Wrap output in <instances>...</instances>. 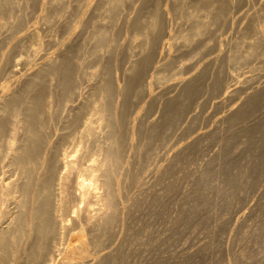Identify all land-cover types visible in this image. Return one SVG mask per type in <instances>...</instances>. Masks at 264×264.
Here are the masks:
<instances>
[{
	"label": "rangeland",
	"instance_id": "obj_1",
	"mask_svg": "<svg viewBox=\"0 0 264 264\" xmlns=\"http://www.w3.org/2000/svg\"><path fill=\"white\" fill-rule=\"evenodd\" d=\"M9 1L13 3L8 2L0 14V23L6 22L0 25V97L15 91L16 85L19 90L25 87L27 74L40 68L46 56L54 59L58 54L63 63L57 56L56 64L61 63L72 78L67 83L77 85L67 104L63 98L68 90L61 87L65 85L57 84L56 78L50 86L44 71L34 89L23 88L25 98L40 95L44 100L53 86L52 115L44 113L39 99L44 129L40 155L48 161H43L46 167L37 170L34 181L53 180L55 171L57 176L65 174L58 192L54 185L62 228L47 240L37 260L26 261L23 248H30L28 243L11 264H63L70 259L93 264H264V31L258 29L264 0H122L112 20L99 0L49 1L54 6L46 0L47 4ZM211 1H215V14L210 11L205 17ZM154 10L160 13L164 28L147 29L155 46H147L141 55L146 20ZM76 15L81 17L80 24ZM202 20L205 24L200 27ZM198 22L199 27L193 28ZM97 29L105 32V41L96 37ZM195 29L200 30L193 36ZM129 61L137 63L133 73L125 70ZM185 78L190 81L186 86L178 82ZM103 79L110 90L113 82L120 87L127 84L128 92L117 98L120 147L116 175L109 185L114 191L113 213L110 210L106 226L98 227L96 198L101 190L83 199L77 183L87 181L82 170L92 164L100 133L83 138L86 148L79 152V142L75 144L90 116L82 100ZM143 83L150 85L149 94ZM257 88L262 91L250 97ZM153 119L158 122L151 125ZM62 151L72 158L71 170L54 167V158ZM0 167V181L15 179L6 161ZM5 205L2 212L12 211L13 203Z\"/></svg>",
	"mask_w": 264,
	"mask_h": 264
},
{
	"label": "bare ground",
	"instance_id": "obj_2",
	"mask_svg": "<svg viewBox=\"0 0 264 264\" xmlns=\"http://www.w3.org/2000/svg\"><path fill=\"white\" fill-rule=\"evenodd\" d=\"M13 1V0H12ZM23 1V0H22ZM25 1V0H24ZM29 1V0H28ZM44 1V0H43ZM52 0H46V2H48V4L44 1V3H46L47 5H49V3L51 4L52 2H49ZM62 1V0H61ZM216 1V0H215ZM215 1H211L210 3L207 2V4L210 6L208 12H207V16H209V13H213L215 14ZM11 3V1L9 0H0V14L4 11L3 8L6 9V5L8 6L9 3ZM53 2H55V0H53ZM63 2V1H62ZM130 2V1H129ZM217 2V1H216ZM224 2V1H223ZM13 3V2H12ZM11 3V4H12ZM56 4H58V1L55 2ZM122 0H99V5L101 4L102 7L104 8V10L107 12L108 17L112 20L115 18V13L116 11L119 9L120 6H122L123 4ZM124 3V2H123ZM126 3V2H125ZM221 3V2H220ZM15 4V3H14ZM27 4V3H26ZM61 4V3H60ZM59 4V5H60ZM65 4V3H63ZM130 4V3H129ZM23 5V2H22ZM53 5V3H52ZM97 5V3H96ZM100 5V6H101ZM127 5V4H126ZM228 5V4H226ZM14 6V5H13ZM18 6V5H17ZM25 6V5H23ZM28 6V5H27ZM40 6V5H39ZM54 6V5H53ZM196 6V5H195ZM207 6V5H206ZM218 6V5H217ZM222 6V5H221ZM263 6V5H262ZM22 7V6H21ZM82 7V6H81ZM228 7V6H227ZM15 8V7H14ZM13 8V10H14ZM24 8V7H23ZM141 8V7H140ZM226 8V7H225ZM230 8V7H229ZM228 8V9H229ZM21 9V8H20ZM26 9V8H24ZM61 9V8H60ZM222 9V8H221ZM3 10V11H2ZM48 10V9H47ZM81 10V9H80ZM121 10V9H120ZM124 10V9H122ZM158 10V9H157ZM157 10L155 12H153L152 14L149 15L148 19L146 20V31H145V35L144 38L142 40L143 42V50L146 49V47H150V46H155L154 41L155 39L151 36L150 37V31L153 30L155 31L157 28H160V30L163 28L162 25L164 23H162V20L160 18V13L157 12ZM223 10L224 7H223ZM227 10V9H226ZM264 10V9H263ZM79 11V10H77ZM211 11V12H210ZM56 12V11H55ZM122 12V11H121ZM227 12V11H226ZM78 13V12H77ZM101 13V12H100ZM219 14V11L217 10L216 14ZM229 13V12H228ZM48 14V13H47ZM57 14V12H56ZM117 14V13H116ZM259 14V13H258ZM9 15V14H8ZM21 15V14H20ZM51 15V14H49ZM80 15V14H79ZM106 15V16H107ZM223 15V14H222ZM262 15V14H260ZM2 16V15H1ZM18 16V15H17ZM77 16V15H76ZM188 16V15H187ZM225 16V15H224ZM15 17V16H14ZM78 17V16H77ZM76 17V18H77ZM264 17V16H263ZM262 17V18H263ZM1 18V17H0ZM7 18V17H6ZM81 17H78L76 22L77 24L81 23ZM100 18V17H99ZM189 18V17H188ZM218 20L220 18V16L217 17ZM94 19V18H93ZM119 19V18H118ZM208 19V18H207ZM210 19V18H209ZM208 19V20H209ZM212 21L214 20L213 18H211ZM20 20V19H19ZM22 20V19H21ZM107 20V19H106ZM110 20V21H111ZM222 20V19H221ZM247 20V19H246ZM86 21V20H85ZM96 21V20H95ZM100 21V20H99ZM109 21V24H110ZM201 21V20H200ZM199 21V22H200ZM215 21V20H214ZM74 22V21H73ZM75 22V23H76ZM107 22V21H106ZM104 22V23H106ZM199 22L197 25V27H193V28H198L199 26L201 27L202 25L204 26V22L202 20V24L199 25ZM245 22V21H244ZM256 22V21H255ZM259 25L258 23L255 24V26L257 27L258 25V29H261L262 31H264V18L260 19ZM11 23V22H9ZM17 23V22H16ZM83 23V22H82ZM128 23V22H127ZM223 23V22H222ZM5 25L6 22H1L0 25ZM113 24V23H112ZM125 24V23H124ZM11 25V24H10ZM193 25V24H191ZM199 25V26H198ZM19 26V25H18ZM108 26V25H107ZM111 26V25H110ZM127 26V25H126ZM202 26V27H203ZM207 26V25H206ZM253 26V24H252ZM20 27V26H19ZM105 27V26H104ZM113 27V25H112ZM254 27V26H253ZM1 28V27H0ZM14 28V27H13ZM22 28V27H21ZM96 28V27H94ZM252 28V27H251ZM115 29V28H114ZM113 29V30H114ZM149 34H147L148 30ZM98 30V29H97ZM105 30V29H104ZM112 30V29H111ZM200 29H195L194 32H192V34L194 33L193 36H195V34H197L199 32ZM256 30V29H255ZM203 31V30H202ZM251 31V30H250ZM258 31V30H257ZM260 31V30H259ZM258 31V32H259ZM90 32V31H89ZM93 32H98L96 35V37L102 39L103 38V31H93ZM190 32V33H191ZM88 33V32H87ZM107 33V32H106ZM144 33V32H142ZM156 33V32H155ZM189 33V31H188ZM260 33V32H259ZM264 33V32H263ZM37 34V33H36ZM109 34V33H108ZM187 34V32H186ZM258 34V33H257ZM85 34H83L84 36ZM93 35V34H92ZM105 35V34H104ZM149 35V36H148ZM152 35V34H151ZM201 35V34H200ZM260 35V34H259ZM264 35V34H263ZM35 38H37L38 36L35 35ZM37 36V37H36ZM95 36V35H94ZM106 36V35H105ZM155 36V34H154ZM158 36V34L156 35V37ZM188 36V35H187ZM191 36V37H189ZM188 37L191 39L193 36L189 35ZM262 36V35H261ZM88 37V36H87ZM107 37V36H106ZM159 37V36H158ZM185 37V36H184ZM30 38V37H29ZM34 38V37H33ZM92 38V37H91ZM97 38V39H98ZM161 38V37H160ZM188 38V39H189ZM100 39H98L100 41ZM107 39H111L108 38ZM114 39V38H113ZM186 39V38H184ZM194 39V38H193ZM38 40V38H37ZM40 40V39H39ZM104 40V39H102ZM102 40L100 41L102 43ZM98 41L97 46L99 44V46L101 45L100 42ZM105 41V40H104ZM108 41V40H107ZM157 41V40H156ZM187 41V40H185ZM88 42V41H87ZM86 42V43H87ZM191 42V41H190ZM37 43V42H36ZM42 43V42H41ZM85 43V42H84ZM92 43V42H91ZM94 43V42H93ZM104 43V42H103ZM255 43V42H254ZM258 43V42H257ZM256 43V44H257ZM159 45V43H157ZM156 44V47H157ZM86 45V44H85ZM261 45V44H260ZM84 46V45H83ZM96 46V47H97ZM252 46V45H251ZM262 46V45H261ZM41 47V46H40ZM66 47V46H65ZM71 47V46H70ZM81 47V46H80ZM95 46L93 48H96ZM107 47V46H106ZM139 47V46H138ZM82 48V47H81ZM99 48V47H98ZM250 48V47H249ZM61 49V48H60ZM67 49V48H66ZM85 49V48H84ZM91 49V48H90ZM142 49V47H141ZM153 49V48H150ZM149 49V50H150ZM156 49V48H155ZM251 49V48H250ZM255 49L252 47L251 50ZM260 49V48H259ZM92 50V49H91ZM141 51V55L142 52ZM148 50V49H147ZM261 50V49H260ZM60 51V50H59ZM58 51V52H59ZM63 51V50H62ZM156 50L153 51V53ZM243 51V50H242ZM250 51V50H249ZM256 51V50H255ZM37 52V51H36ZM87 52V51H86ZM91 52V51H90ZM96 52V50H95ZM61 53V52H60ZM100 53V52H99ZM156 53V52H155ZM234 53V52H233ZM248 53V52H245ZM68 54V53H67ZM104 54V53H103ZM151 55V51L149 53ZM241 54V52H240ZM244 54V53H243ZM59 55V54H58ZM57 55V56H58ZM133 55V54H132ZM147 55V54H145ZM56 56V57H57ZM154 56V55H152ZM241 56L243 57V55L241 54ZM249 56V55H247ZM255 56V55H254ZM47 57V59H46ZM43 60H45L44 62H42L41 67L36 69L33 72H30V74H27V78H26L25 82L26 85H28L26 87H21L20 90L17 87L18 85H16V88L19 90H17L16 88L15 91H12L11 93L8 92V94L6 93V95H4L3 93V97L0 99L1 103H0V163L6 161L7 166L13 170L16 174L15 179L11 182L8 183H3V181H0V218H2L4 220V226L0 227V264H11L13 262L16 261L17 258H19L18 255H20L19 250L22 248V246H24L25 244H31L30 248H23L24 250V254L26 257V261L27 262H34L35 260H37L40 256V254L42 253L47 240L50 239L51 236L54 235H59L60 234V230L62 228V219L60 216V210H61V203L59 200V195L56 194L54 192V185H57V192L59 191V184L61 183V181L65 178V174L64 175H58L57 176V172L55 171V173L51 177L53 178V180L51 179L50 181H44V180H39L38 178V182H35V176L38 174L37 170L40 169V167L43 164V161L45 163V161L48 160H44L42 157V153L40 155V150H41V139H42V123L40 122V118L43 116V111H41L40 109V104L41 101L43 100L42 96V100L40 99V95L38 98H34L36 96H32L30 97V99L27 97L25 98L28 94L26 91L30 92L31 89H34L33 85L35 84V82L38 81L39 76H43L42 74L45 75V79L49 80V84L50 86L53 84L52 82L57 78H59V81H55L57 84H61L65 85L61 86L63 87L62 89L65 90L64 88H66L67 90V95L66 97H64V104H67L68 102L71 101L73 95H75L74 91L76 88L69 86L68 83H70L69 81H72V78H70L71 75H69L70 73L68 72V70L66 71L64 66L57 65L56 62H59L58 60H60V62H62V57L60 58L58 56V60L56 59L55 56L54 59H52L51 57L48 58V56H46ZM71 57V56H70ZM134 57V56H133ZM141 57V56H140ZM138 57V58H140ZM148 57V56H147ZM150 57V56H149ZM231 57V56H230ZM234 57V56H233ZM60 58V59H59ZM237 58V57H236ZM236 58L234 61H236ZM129 59V58H128ZM144 59V58H143ZM150 59V58H149ZM234 59V58H233ZM57 60V61H56ZM214 60V59H213ZM238 60V59H237ZM149 61V60H148ZM147 61V62H148ZM232 61V60H231ZM130 62V61H129ZM135 61L130 62V66L127 67V69H125L127 72H132L134 71V68H136L135 66ZM63 63V62H62ZM142 63V62H141ZM137 64V63H136ZM68 65V64H67ZM66 65V66H67ZM135 65V66H134ZM59 68H56V67ZM65 66V67H66ZM71 66V65H70ZM73 66V64H72ZM68 67V66H67ZM104 67V66H103ZM108 67V66H107ZM219 67V66H218ZM61 68V69H60ZM101 68V67H100ZM141 68V67H140ZM142 69V68H141ZM34 70V69H33ZM78 70V69H77ZM108 70V69H107ZM149 70V69H148ZM44 71V73H42ZM74 71V70H73ZM69 74H68V73ZM81 72V71H80ZM74 73V72H73ZM85 73V72H84ZM100 73V72H99ZM200 73V72H199ZM104 74V73H103ZM193 74V73H192ZM47 75V76H46ZM195 75V74H194ZM214 75V74H213ZM40 76V77H41ZM69 76V79H68ZM142 76V75H141ZM144 76V75H143ZM146 76V75H145ZM199 76V75H198ZM88 77V76H87ZM102 77V76H101ZM119 77V76H118ZM138 77V76H137ZM192 77V76H191ZM189 76V78H191ZM78 78V77H77ZM108 78V77H107ZM115 78V77H114ZM125 78V77H123ZM163 78V77H162ZM188 78V77H187ZM41 79V78H40ZM139 79V78H138ZM161 79V78H160ZM193 79V77H192ZM44 80V79H43ZM46 80V81H47ZM79 80V79H78ZM104 80V79H103ZM101 80L102 82L98 83L97 86H94L95 88L92 89V92L90 94H88L85 99H83L82 104L83 106L86 105V107H88L89 112V117L85 120V126L83 127V131H81L80 136H78L80 140L76 139L74 140L76 142L75 146L76 152H79V150L81 151V149H85L86 147L84 146V142L82 141L83 138H87V136H93V135H97L98 133H100V137H101V141L98 140L100 143L97 145L96 149H95V156L91 159L92 160V164L90 165L89 168H85L82 170L83 175H85L87 177V181L85 179H82L81 182L77 183V185L80 187L81 189V197L83 199H88V197H90V195L92 194V196L95 195V190L100 191L101 190V194L97 195L96 201L97 203L99 202V209H98V213H97V223H98V227L102 226L110 220L109 219V214H111L112 212V207H111V200H113L114 197V191L109 187L110 182L112 180L113 177H115L116 175V163L118 160V148L119 146V137H118V129H117V122H119L118 118L120 117V115L118 116V112H119V107H118V103H117V98L118 96L124 94L126 92V90L128 89V85H124L121 86L118 85V83L113 82V88L112 90H110V87L107 86V84L105 82H107L106 80ZM113 80V79H112ZM162 80V79H161ZM164 80V79H163ZM213 80V79H212ZM224 80V79H223ZM76 81V80H75ZM111 81V80H109ZM126 81H129L128 79ZM188 80H179L178 82H181L180 84H185L188 82L190 83V81L186 82ZM193 80H191L192 82ZM216 81V80H215ZM54 82V83H55ZM68 82V83H67ZM99 82V81H98ZM125 82V81H124ZM177 82V83H178ZM211 82V81H210ZM223 82V81H222ZM264 82V81H263ZM112 83V82H111ZM110 83V84H111ZM148 83V82H147ZM198 83V82H197ZM261 83V82H260ZM59 87V85H57ZM74 84V83H73ZM77 84V83H76ZM144 84V83H143ZM151 84V83H150ZM213 84V83H212ZM217 84V83H216ZM21 85V84H19ZM54 85V84H53ZM68 85V86H67ZM72 85V83H71ZM195 85V83H194ZM225 85V84H224ZM258 85V84H257ZM260 85V84H259ZM38 86V85H37ZM176 86V84H175ZM179 86V84H178ZM186 86V84L184 85ZM223 86V85H222ZM39 87V86H38ZM47 87V85H46ZM53 87V86H52ZM52 87L48 88V93L46 94L47 96L44 98V100L42 101L43 103V110L44 113L48 116L53 114L52 111V105H53V97H55L54 95H52L54 92L52 91ZM57 87V88H58ZM180 87V86H179ZM188 87V86H187ZM191 87V86H190ZM219 87V86H218ZM260 87V86H259ZM264 88V85L262 86ZM260 87V88H262ZM25 88L26 91L24 90ZM36 88V86H35ZM93 88V87H92ZM181 88V87H180ZM223 88H225L226 90L228 89V86H223ZM222 88V89H223ZM257 88L254 89L256 91H258L256 93V91H251L252 94L255 92V94H259V90L262 91V89ZM13 89V88H12ZM13 89V90H14ZM137 89V88H136ZM135 89V90H136ZM139 89V88H138ZM219 89V88H218ZM233 89V88H232ZM230 89V90H232ZM248 89V87L246 88ZM259 89V90H258ZM17 90V91H16ZM148 90L150 91V85L149 84H144V91ZM229 90V89H228ZM229 90V91H230ZM23 91V92H20ZM34 91V90H33ZM39 91V90H38ZM132 91V90H131ZM167 91V90H166ZM229 91H227L229 93ZM233 91V90H232ZM61 92V91H60ZM64 92V91H63ZM128 92V91H127ZM126 92V93H127ZM169 92V91H168ZM180 92V91H179ZM191 92V91H190ZM26 96H24L25 94ZM57 93V92H56ZM146 93V92H145ZM178 93V91H177ZM185 93V92H183ZM231 93V92H230ZM37 94V93H36ZM43 94V92H42ZM149 94V93H148ZM188 94V92H187ZM251 93H249L250 95ZM250 95V97L255 95ZM32 95V94H31ZM29 95V96H31ZM57 95V94H56ZM129 95V94H128ZM178 95V94H177ZM181 95V94H180ZM179 95V96H180ZM193 95V94H192ZM191 95V96H192ZM247 95V94H246ZM264 95V94H263ZM59 96V95H58ZM134 96V95H132ZM23 99H22V98ZM130 97V96H129ZM176 97V95H175ZM185 97V96H184ZM248 97V96H247ZM258 97V96H257ZM167 98V97H166ZM174 98V97H173ZM191 98V97H190ZM249 98V97H248ZM41 101H40V100ZM56 99V97H55ZM62 99V100H63ZM116 99V100H115ZM172 99V98H171ZM170 99V100H171ZM193 99V98H192ZM244 99V98H243ZM250 99V98H249ZM257 99V98H256ZM261 99V98H260ZM263 99V98H262ZM190 100V99H189ZM255 100V99H253ZM186 101V100H185ZM247 101V99H246ZM126 102V101H125ZM166 102V101H165ZM252 102V101H250ZM248 102V103H250ZM58 103V102H57ZM60 103V102H59ZM85 103V105H84ZM247 103V104H248ZM261 103V101H260ZM259 103V104H260ZM61 104V103H60ZM59 104V105H60ZM245 104V105H247ZM257 104V102H256ZM122 105V104H121ZM262 105V104H261ZM63 106V105H62ZM255 106V105H254ZM85 107V108H86ZM165 107V106H164ZM243 108H245L244 106H242ZM251 107V106H250ZM258 107V105L256 106ZM261 107V106H260ZM259 107V109H260ZM82 108V105L79 107ZM77 108V109H79ZM84 108V107H83ZM248 108V107H247ZM241 109V108H240ZM173 110V109H171ZM233 110V109H231ZM238 110V109H237ZM236 111V110H235ZM233 111V112H235ZM239 111V110H238ZM250 111V110H249ZM257 111V109L255 110ZM59 112V111H58ZM81 112V111H80ZM243 112V111H242ZM241 112V113H242ZM246 112V111H245ZM172 113V112H171ZM175 113V112H174ZM232 113V112H230ZM257 113V112H255ZM254 113V114H255ZM42 114V116L40 117V115ZM76 114V113H75ZM79 114V113H78ZM238 114V113H237ZM244 114V113H243ZM46 115V117H47ZM84 115V114H83ZM45 116V115H44ZM56 116V115H55ZM75 116V115H74ZM85 116V115H84ZM124 117V116H123ZM233 117V116H232ZM239 117V116H237ZM246 117V116H245ZM45 118V117H44ZM121 118V117H120ZM228 118V117H227ZM230 118V117H229ZM8 119V120H7ZM49 119V118H47ZM82 119V118H81ZM123 119V118H122ZM156 119V118H155ZM262 119V118H261ZM7 120V124L4 125L3 121ZM73 120V119H72ZM46 121V120H45ZM71 121V120H70ZM154 119L152 120V124L158 122L156 120V122L154 121ZM236 121H238L236 119ZM72 122V121H71ZM75 122V121H74ZM245 122V121H244ZM261 122V121H260ZM46 123V122H44ZM48 123V122H47ZM69 123V122H68ZM120 123V122H119ZM171 123V122H170ZM237 123V122H236ZM150 124V122L148 123ZM158 124V123H157ZM5 126V127H4ZM256 126V125H255ZM262 126V125H261ZM119 127V126H118ZM158 127V125H157ZM6 128V130H5ZM147 128V127H146ZM252 128V127H251ZM256 128V127H255ZM247 129V128H246ZM44 130V129H43ZM161 130V129H160ZM254 130V129H253ZM6 131V134H5ZM157 131V130H156ZM251 131V130H250ZM248 131V132H250ZM259 131V130H258ZM45 132V131H44ZM257 132V131H256ZM97 133V134H96ZM259 133V132H258ZM246 135L248 133H245ZM242 135V134H241ZM44 136V135H43ZM46 136V135H45ZM99 136V135H97ZM154 136V134H153ZM94 137V136H93ZM249 137V136H248ZM48 138V137H47ZM76 138V137H75ZM248 140V139H247ZM48 141V140H47ZM241 141V139H240ZM239 141V142H240ZM44 142V141H43ZM42 142V143H43ZM73 142L72 144L74 145ZM121 142V141H120ZM97 143V141H96ZM243 143V142H242ZM49 144V143H48ZM72 145V146H73ZM121 145V144H120ZM241 145V144H240ZM244 145V144H243ZM96 146V145H95ZM47 147V146H46ZM85 147V148H84ZM48 149V148H47ZM121 149V148H120ZM51 150V149H50ZM74 151V153H75ZM60 152V151H59ZM56 155L55 159V166L56 169L60 170L61 168L65 169L66 171L71 170L73 168L72 165V158L68 159V151H62L61 154ZM72 153V152H71ZM70 153V154H71ZM244 155V154H243ZM46 156L47 155H43ZM48 159V158H47ZM50 159V158H49ZM50 161V160H49ZM54 161V160H53ZM260 161V160H259ZM52 162V160H51ZM258 163V162H257ZM47 164V163H46ZM49 164V163H48ZM53 164V163H52ZM118 164V163H117ZM228 164V163H227ZM259 164V163H258ZM52 166V167H53ZM233 166V165H232ZM44 167V166H43ZM46 167V165H45ZM2 168V167H0ZM42 168V167H41ZM50 169V168H49ZM241 169V168H240ZM53 170V169H52ZM236 170V169H235ZM49 171V170H48ZM41 172V171H40ZM44 172V171H43ZM47 172V170H46ZM50 172V171H49ZM53 172V171H52ZM243 172V171H241ZM5 173V172H4ZM238 173V172H237ZM247 173V172H246ZM217 174V173H216ZM242 175V174H241ZM12 177V176H11ZM40 177V176H39ZM48 177V175H47ZM50 177V176H49ZM46 178V176H45ZM36 179V180H37ZM49 180V178H48ZM5 182V181H4ZM94 193V195H93ZM100 193V192H99ZM13 203V209L12 211L8 212L6 210H4L5 212H2V207L6 206L5 204L7 203ZM113 205V203H112ZM111 210V212H110ZM113 213V212H112ZM109 219V220H108ZM103 227V226H102ZM54 242L52 240V246L54 247ZM27 247H29V245H27ZM10 252L9 256L8 253ZM19 252V253H18ZM22 252V250H21ZM7 254V255H6ZM22 255V254H21ZM8 256V258H6ZM23 256V255H22ZM109 256V255H108ZM106 257V256H105ZM25 259V258H23ZM106 259V258H104ZM50 261H52V259H49ZM101 260V259H100ZM107 260V259H106ZM25 261V262H26ZM24 262V263H25ZM26 262V263H27ZM23 263V264H24ZM63 264H93V263H89V261H83L81 263H74L71 259L70 260H65ZM98 264V263H97Z\"/></svg>",
	"mask_w": 264,
	"mask_h": 264
}]
</instances>
